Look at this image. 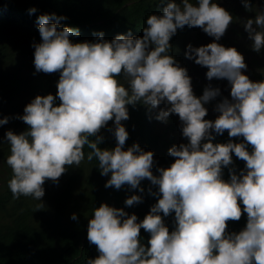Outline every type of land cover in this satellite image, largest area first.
Instances as JSON below:
<instances>
[{
    "label": "clouds",
    "instance_id": "clouds-1",
    "mask_svg": "<svg viewBox=\"0 0 264 264\" xmlns=\"http://www.w3.org/2000/svg\"><path fill=\"white\" fill-rule=\"evenodd\" d=\"M244 7L252 10L249 0ZM65 18L56 13L37 17L41 42L34 45L35 69L60 76L55 96L36 95L18 117L29 127L6 132L9 198L41 201L45 180H58L66 165H80L87 146L86 159L96 160L101 175L111 173L105 187L135 189L147 178L158 186L153 193L158 199L142 220L107 203L92 209L87 239L99 255L85 264H264V80H251L242 71L247 67L243 54L217 42L233 15L216 0H168L160 12L148 15L142 36L121 33L107 40L100 32L94 41L78 42L70 39L79 35L78 28L61 26ZM243 23L252 48H264V9ZM185 25L199 26L215 38L199 47L189 44L185 55L207 67L209 80L226 78L231 85V99L216 104L215 120L205 119V103L220 88L208 85L196 96L187 68L169 54L170 38ZM137 102L150 110L163 104L157 120L178 114L187 143L169 148L175 157L170 166L137 141L126 143L129 133L122 121L129 118L127 105ZM109 120L116 141L101 148L103 137L97 134ZM7 121L0 119V125ZM225 130L243 139L213 143ZM233 154L245 165L239 172L229 168L225 180L223 168L232 164ZM142 199L133 194L124 203ZM242 211L246 225L228 231V221L239 220ZM172 213L170 231L164 217ZM141 228L150 233L147 245Z\"/></svg>",
    "mask_w": 264,
    "mask_h": 264
},
{
    "label": "trees",
    "instance_id": "trees-1",
    "mask_svg": "<svg viewBox=\"0 0 264 264\" xmlns=\"http://www.w3.org/2000/svg\"><path fill=\"white\" fill-rule=\"evenodd\" d=\"M216 2L234 17L217 42L231 43L228 46L231 47L233 42L239 41L244 46L245 33L248 32L243 21L254 18L257 10L264 9V0H249L252 10L244 7V0ZM167 3L168 0H0V119L8 117L7 123L0 125V264H85L87 258L99 255L96 245L87 239L92 209L107 203L123 208L129 215L135 213L138 220H142L158 199L153 195L158 186L152 185L147 178L135 189L127 184L119 189L105 187L111 173L101 175L96 160L86 159L87 146L84 148L85 159L80 165H66L65 172L58 180H45L41 201L24 196L15 200L9 198L6 188L12 171L6 163L9 155L6 132L12 130L20 133L29 127L18 117L23 115L25 106L36 95L51 93L55 96L60 76L59 71L45 73L35 69L34 45L41 42L37 17L43 13L66 17L60 21L61 26H72L79 30L78 36L70 37L74 42L94 41L100 32H103L104 39L111 40L121 33L142 36L148 15L160 12ZM32 7L36 11L30 13ZM237 25L238 28L232 29ZM239 28H243L244 32H238ZM205 34L199 26L185 25L170 38L172 47L169 54L187 68L196 96H201L208 85L220 88V80L230 85L226 78L204 81L201 70L196 66L205 70L207 67L185 55L189 44L199 47L205 42H213L215 38L211 36L206 39ZM118 78L123 79V73ZM222 99L219 94L205 103L208 109L205 119H211L212 114L219 115L216 104ZM54 103H60L58 97ZM163 107L160 104L150 110L139 102L127 105L129 118L122 123L129 133L126 143L137 141L145 151L152 150L154 157L160 156L170 166L175 157L170 156L168 150L178 145L175 136L182 134V124L178 114L174 113L164 121L157 120L156 113ZM113 127V120H109L97 134L103 137L99 145L101 148H109L107 144L116 141ZM230 139L240 142L243 138L229 137L228 130H225L223 134L215 135L213 143H226ZM183 142L187 143L184 136ZM244 165L245 161L233 154L232 164L223 168V178L229 179V168L239 172ZM158 166L154 163L152 168L157 175ZM133 194H139L143 199L131 206L126 205L124 201ZM41 203L44 206L36 209V205ZM73 213L76 219L71 218ZM164 220L171 231L175 226L174 213L164 217ZM246 223L247 214L242 211L239 220L228 221L227 230L238 232ZM140 238L147 245L150 233L141 228Z\"/></svg>",
    "mask_w": 264,
    "mask_h": 264
},
{
    "label": "rangeland",
    "instance_id": "rangeland-1",
    "mask_svg": "<svg viewBox=\"0 0 264 264\" xmlns=\"http://www.w3.org/2000/svg\"><path fill=\"white\" fill-rule=\"evenodd\" d=\"M233 28H238L237 26H232ZM238 32H244L243 28H239L237 29ZM246 32V31H245ZM246 35V41H244V46L240 45L239 41L238 42H233V46L237 48L238 51H240L245 59L246 65L247 67L245 69H243L242 71L245 72L249 78L253 81H259V80H264V48H261L259 51H256L252 48V41L249 39V35L248 33H245ZM211 36H209L207 33L205 34V38H209ZM205 44H207V42H205ZM231 43H229L228 45L223 44L224 46L228 47ZM198 69L201 70V73L203 75V79L204 81H210L207 76H206V72L208 69H204L203 67H200L199 65L196 66ZM221 81V82H220ZM218 85H220V96H222V98H229L231 99L230 96V89H231V85H228L225 81L223 82V80H220ZM194 87L192 86V89ZM217 117V115L215 114V116L212 114L210 115L211 120H215V118ZM175 140L177 141V144H180L183 142V136L181 133L177 134L175 136ZM184 143V142H183Z\"/></svg>",
    "mask_w": 264,
    "mask_h": 264
}]
</instances>
